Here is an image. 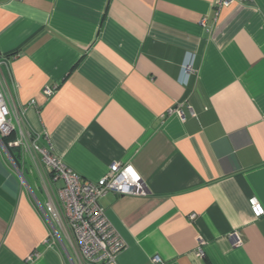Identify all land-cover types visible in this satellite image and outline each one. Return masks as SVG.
Wrapping results in <instances>:
<instances>
[{"label": "crops", "instance_id": "1", "mask_svg": "<svg viewBox=\"0 0 264 264\" xmlns=\"http://www.w3.org/2000/svg\"><path fill=\"white\" fill-rule=\"evenodd\" d=\"M215 1L0 0L23 130L85 180L121 162L145 183L99 200L125 244L104 264H264V0ZM18 151L23 175L0 144V264H71Z\"/></svg>", "mask_w": 264, "mask_h": 264}, {"label": "built area", "instance_id": "2", "mask_svg": "<svg viewBox=\"0 0 264 264\" xmlns=\"http://www.w3.org/2000/svg\"><path fill=\"white\" fill-rule=\"evenodd\" d=\"M232 1L216 0L215 8L218 10ZM2 60L0 56V64ZM54 91L55 87H46L43 93L50 97ZM29 104L32 106L33 101ZM180 106L181 103H178L169 112L181 115ZM24 110L22 108L19 112L13 109L0 76V144H3V137L16 132L15 139L7 145L18 147L43 180L45 200L40 201L35 194L33 197L49 226V234L44 243L48 247H53L56 242L60 243L71 264L115 262L125 244L107 219L99 200L108 192L118 195H145V183L130 164L121 162L110 164L96 181L81 178L51 148L41 146L38 135L23 130L21 115ZM58 180L63 184L57 188L55 196L51 185ZM249 204L257 215L264 214L256 198L251 197ZM203 244L204 241L199 239L198 254H202L200 247ZM31 258L32 256L28 259ZM153 261L157 262L159 258L154 257Z\"/></svg>", "mask_w": 264, "mask_h": 264}, {"label": "trees", "instance_id": "3", "mask_svg": "<svg viewBox=\"0 0 264 264\" xmlns=\"http://www.w3.org/2000/svg\"><path fill=\"white\" fill-rule=\"evenodd\" d=\"M14 138V136L12 134H10L9 136H5L2 138V142L3 144L6 145V148H8L7 146V143L8 141L12 140ZM8 152H9V155L10 157L16 162V163H19L20 159H21V156L19 155V151H18V148L16 147H10L8 148Z\"/></svg>", "mask_w": 264, "mask_h": 264}, {"label": "rangeland", "instance_id": "4", "mask_svg": "<svg viewBox=\"0 0 264 264\" xmlns=\"http://www.w3.org/2000/svg\"><path fill=\"white\" fill-rule=\"evenodd\" d=\"M5 145V144H4ZM8 146V145H7ZM5 147H6V145H5ZM8 148H10L9 146H8ZM8 148H7V152H8ZM16 148H18V147H16ZM9 153V152H8ZM19 153V152H18ZM10 156V155H9ZM12 161H13V163H14V165H15V167H16V169H18V171L19 172H21L22 171V161H21V159H20V161H19V163H16L13 159H12ZM22 173V175H23V171L21 172ZM24 178V177H23ZM25 182V180H23V183ZM26 183V182H25ZM28 183V182H27Z\"/></svg>", "mask_w": 264, "mask_h": 264}, {"label": "water", "instance_id": "5", "mask_svg": "<svg viewBox=\"0 0 264 264\" xmlns=\"http://www.w3.org/2000/svg\"><path fill=\"white\" fill-rule=\"evenodd\" d=\"M104 264V263H103Z\"/></svg>", "mask_w": 264, "mask_h": 264}]
</instances>
